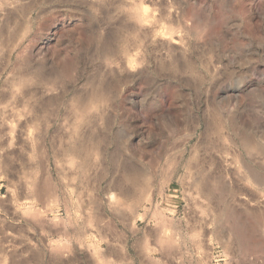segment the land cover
Listing matches in <instances>:
<instances>
[{
  "label": "rangeland",
  "instance_id": "rangeland-1",
  "mask_svg": "<svg viewBox=\"0 0 264 264\" xmlns=\"http://www.w3.org/2000/svg\"><path fill=\"white\" fill-rule=\"evenodd\" d=\"M0 264H264V0H0Z\"/></svg>",
  "mask_w": 264,
  "mask_h": 264
},
{
  "label": "bare ground",
  "instance_id": "bare-ground-1",
  "mask_svg": "<svg viewBox=\"0 0 264 264\" xmlns=\"http://www.w3.org/2000/svg\"><path fill=\"white\" fill-rule=\"evenodd\" d=\"M137 10H138V9H136V12H139V13H138V14L136 13V14H137L136 16H137L138 18H140L139 20L141 21L142 19H145V16H144L142 13H140V11H137ZM134 12H135V11H134ZM134 15H135V14H134ZM136 16H135V17H136ZM95 94H96V93H95ZM99 94H100V93H99ZM99 94H98V92H97V94H96V95H97V98H98V97H101V96H100L101 94H100V95H99ZM96 95H95V96H96ZM95 98H96V97H95ZM97 98H96V99H97ZM248 143H249V142H248ZM247 146H248V145H247ZM249 147H250V146H249Z\"/></svg>",
  "mask_w": 264,
  "mask_h": 264
}]
</instances>
